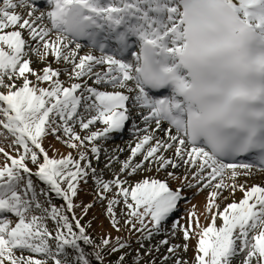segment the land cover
Returning <instances> with one entry per match:
<instances>
[{"label": "snow or ice", "instance_id": "6c2138e0", "mask_svg": "<svg viewBox=\"0 0 264 264\" xmlns=\"http://www.w3.org/2000/svg\"><path fill=\"white\" fill-rule=\"evenodd\" d=\"M41 6L48 10L40 11ZM17 8L27 9V16ZM105 31L116 41L114 51L121 56L132 47L130 37L136 38L138 50L131 51L132 59L107 53L103 41L109 36L98 39ZM83 38L102 54L81 56L83 46L78 41ZM32 53L45 63L42 70L31 67ZM49 56L73 64L70 79L92 74L99 84L107 77L113 88L128 89L134 95L85 85L99 103L89 105L95 115L79 120L80 127L89 131L82 137L70 123L79 115L83 97L75 93L82 85L64 86L58 78L60 70L47 61ZM97 65H107L103 77L93 72ZM43 82H49L48 86H41ZM0 89V128L11 135V146L18 153L14 156L0 147L5 158L0 165V264H70L65 255L69 248L75 264H91L79 241H93L80 219L73 215V223L66 214L77 207L73 199L79 182L91 168L84 149L90 142L91 153L99 159L101 149L95 142L121 132L135 109L155 129L143 130L145 134L131 147L113 179L96 177L102 189L99 199L117 189L106 209L113 228L120 230L114 206L122 202L124 224L143 232L145 219L150 218V237L177 209L183 187L207 188L211 191L205 210L211 223L194 231L200 224L193 212L183 232L185 240L193 235L198 239L196 264H235L237 260L264 264V186L247 188L236 182L253 169L252 158L264 169V0H45L43 5L39 0H0ZM129 100L131 108L126 106ZM97 122L105 127L90 131ZM157 131L165 136L157 138ZM61 132L68 137L63 143L77 149L79 159L71 153L60 159L49 156L43 138L51 134L60 140ZM85 160L87 164L82 163ZM29 161L37 166L35 173ZM177 161L194 169L191 180L188 175L168 173L181 180L177 189L156 178L125 187L128 182L120 175L130 174L129 169L134 174L146 165L157 170L177 168ZM92 173L95 177L96 170ZM32 175L46 182L66 204L41 203ZM237 188L243 198L221 211L217 201L223 192L234 194ZM91 206H84L85 213ZM49 219L56 222L55 233L48 227ZM217 220L222 221L220 226ZM111 243L110 235L101 239L104 248ZM125 247L116 237L111 252ZM176 247L169 248V253L174 254ZM124 259L121 255L119 264ZM175 264L184 261L177 259Z\"/></svg>", "mask_w": 264, "mask_h": 264}, {"label": "rangeland", "instance_id": "374dc122", "mask_svg": "<svg viewBox=\"0 0 264 264\" xmlns=\"http://www.w3.org/2000/svg\"><path fill=\"white\" fill-rule=\"evenodd\" d=\"M16 11L19 13V9L17 8ZM27 9L24 10L23 15L25 17L27 16ZM39 14V13H37ZM47 23V21H45ZM54 35V34H53ZM91 53L97 57H99L102 53L96 52L93 49L82 47L80 50V55L83 56L85 54ZM32 60L34 61L32 64L34 66L38 65V58L36 57L35 53L31 54ZM63 61V60H62ZM42 69L45 67V63L41 64ZM104 65H97L93 68L94 73H100L103 77V73L107 71L103 70L102 68ZM106 68V67H104ZM56 69V68H54ZM73 64L69 63L68 66H62L61 68H58L57 70H60L61 73H66L70 75L72 73ZM63 76V75H62ZM33 81L35 80V77H30ZM60 79V78H59ZM96 76L92 74L85 75L81 78H79V81H82L81 84L83 86L91 87V85L95 84ZM49 82H44L43 87H47ZM64 86H70V85H64ZM93 87V86H92ZM95 87V86H94ZM98 91H121L118 88H113V86H110L108 88H96ZM0 91H3V89H0ZM85 92L82 96L80 107H78V116L71 121L70 123H79V120L81 118L88 119L92 115H95L96 112H92L89 108V105L98 104L99 101L95 99L94 96H92L90 93L86 91V88L83 89ZM81 92V90L79 91ZM78 91L75 93V95L79 96ZM124 92V91H123ZM126 106L129 108L132 107V105L128 102H126ZM138 111V117L132 120L135 121H129L126 122L125 128L121 131L127 132V138L131 141V146L127 150L126 158L125 157H116V155H113L111 159L109 158L110 155H106V162L102 165H98L97 167H92L88 169V172L91 173L90 177L83 178L82 184H79L78 186V194L73 199L74 204L77 206L73 212L66 213L70 220L74 223V218H79L81 225L85 228L86 234L91 237L93 243H84L83 241H79L81 247L84 249L85 254L87 255L88 259L92 262H97L99 264H119V257L123 255L125 257L124 264H175V261L177 259L184 261V264H196V255L198 251V239L195 235L191 236L190 239L185 240L183 232L186 225L189 224V215L190 213H195V215L199 218V224L200 227L196 228L194 227V231L199 232L200 228L206 227L211 223V215L205 210V206L207 203V197L208 193L211 191V189H204L200 190L197 187H183L182 196L183 199L179 202L177 209L169 215V217L162 222L160 228L158 231H152L151 236H148V230L153 229V225L149 219H145V225L147 226L145 231H134L131 230L129 225L124 224V219L126 217V213L124 211V204L121 202L118 205L114 206V211L116 212V219L120 221V230L117 231L115 228H113L111 223V218L109 217L106 209L108 200L112 199L117 194V189L115 187L112 188L110 192L105 193L106 199H99L98 194L102 191L101 187L96 182V177H99L101 180H111L113 179L116 174L119 172V170L116 171V173H113L116 168L121 167L122 162L126 160L130 156V149L131 147L135 146V143L138 141L140 136L145 134L143 132V129L140 133L136 131L135 128H137V123L144 122L143 119L139 116ZM134 118V117H132ZM104 124L100 123L96 126H91L90 131H100L104 128ZM151 128V127H150ZM147 128L149 130L155 129L153 128ZM74 130L79 133L82 137L84 136L81 134L76 128ZM87 135L89 134V131H87ZM51 135V134H50ZM157 138L164 137L165 133L161 131L159 134L156 135ZM125 138V136L123 137ZM121 138V139H123ZM68 139L67 136H64L61 138V140H56V142L53 144L54 146H62L59 147L58 152L60 153L57 159H60L62 156H67L69 150L75 152L73 154V157L78 159V150L72 149L67 147L63 141ZM11 140L12 137L9 133H7L5 130L0 128V147L4 148L7 152H10L12 155H18V153L15 151V149L11 146ZM49 139L46 138V140H43V146H49L48 150L49 153L52 151H55V148L50 146ZM120 140V139H119ZM112 141L107 146V149H101L102 154L108 153L109 151H112L114 147H118L120 142L123 141ZM71 151V152H72ZM101 154V152H100ZM168 156H172L171 153H167ZM52 157L51 155H49ZM117 162H112L113 159H118ZM141 158L137 157L136 160L139 161ZM88 160L91 161V164H94L93 161H96L97 158L94 154L88 155ZM88 160H85L88 161ZM5 162V158L2 154H0V165H3ZM84 162V161H83ZM179 164V167L172 168L168 167L165 169H160L159 171L162 172V179L160 180H166L165 175L169 172L175 173V176L177 177H183L184 175H188L189 180H191V172L194 170L191 167H188L186 164L183 163V161H177ZM107 166V167H106ZM152 167L153 165H146L147 167ZM28 167L32 169V172L35 173L37 170V166L32 164L30 161L28 162ZM155 167V166H153ZM105 168V169H104ZM156 168V167H155ZM92 169L96 170V176H93ZM157 169V168H156ZM258 168L256 166L253 167L251 170H257ZM144 170V169H141ZM129 171H131L129 169ZM264 172V171H261ZM27 178V174H24ZM125 177L124 175L122 178ZM31 179L33 180L34 186L36 188L37 196L41 203H43L45 206H48L49 204H55L57 206L63 207L66 204V201L63 200L61 196L56 195L55 192L50 190V186L44 182L41 181L37 176L32 175ZM128 183L125 184V187H128L129 185H134L136 182L142 181L141 178L133 179L132 177L129 178H123ZM238 184H244L245 187L250 188L253 186V182H255L254 185H261L264 186V178H259L255 175L252 176H245L240 175L237 177ZM169 186L172 189H177L181 187V180H177L174 177H170V179L167 181ZM80 183V182H79ZM193 183H195L193 181ZM62 187H67L66 184H62ZM43 190V191H41ZM21 191H23V182L21 183ZM225 192V191H224ZM227 194H224L220 197V199L217 201L222 211L224 207L227 206V204L232 203L233 201H239L243 198V192L237 188L234 194H231L230 196H226ZM230 195V194H229ZM238 197L237 199L232 198ZM224 197H227L225 199ZM122 201V197H118ZM91 204V208H88L86 213L84 211V206ZM78 209V210H77ZM215 211V209L213 210ZM37 215L40 214L39 211L36 212ZM9 218H11L13 221H15L14 214H8ZM177 223V224H176ZM194 225V221L192 222ZM49 229L55 233L56 231V222L49 219L47 221ZM222 224V221L217 224V226H220ZM136 227L140 228V224L136 222ZM76 230V229H74ZM78 231V230H77ZM106 235H110L112 237V243L108 248H104L101 246V239L105 237ZM116 237H120L121 241L124 242L127 247H125L123 250L118 252H111V246L116 245ZM162 241H167L168 243H162ZM53 247H55V241H51ZM187 244V249L185 250L184 245ZM178 246L175 249V253H169L168 249L173 246ZM19 254V253H18ZM25 255H27V252H25ZM66 256H68L70 260V264H75L74 260V254H72V250L69 248L67 252L65 253ZM97 255H99L100 259H97ZM164 257H168L167 260L164 259ZM42 258V257H40ZM63 258V257H62ZM240 259H243V257H240ZM49 264H51V261H49ZM235 264H239V260L235 262Z\"/></svg>", "mask_w": 264, "mask_h": 264}, {"label": "bare ground", "instance_id": "6f19581e", "mask_svg": "<svg viewBox=\"0 0 264 264\" xmlns=\"http://www.w3.org/2000/svg\"><path fill=\"white\" fill-rule=\"evenodd\" d=\"M19 9V13H21V14H23L24 13V8H18ZM124 54L125 53H123V56H124ZM118 56V58H122V56H120V54H118L117 55ZM47 61L51 64V67L54 69V68H56V69H58V68H61L62 66H68L69 65V63L70 62H65V61H62V60H60L59 62H57V61H54L53 59H52V57L51 56H49L48 58H47ZM42 63H44V62H40L39 60H38V65L37 66H34L33 64L31 65V67L32 68H34L36 71H40V70H42V66H41V64ZM104 67H106V68H104ZM104 67L102 68L103 70H106L107 69V65H104ZM63 75V76H62ZM70 77V75H68V74H66V73H61L60 72V76L58 77V78H60V80L63 82V84L64 85H71L72 83H82V81H79V79H76V78H72V79H70L69 78ZM55 79V78H54ZM103 79H104V83H97V77H96V79H95V84L94 85H91V87L93 86H95V88H97L98 87V89H100V88H108V87H110V86H112L110 83H107V77H103ZM82 85V88L81 89H78L77 91L79 92L80 90H81V92H79L80 94H79V96H83L84 95V91H83V89H85V87L83 86V84H81ZM41 86H44V82L43 83H41ZM119 89V88H118ZM121 91H124V93L126 94V95H130V96H132V95H134V93H130L129 91H128V89H120ZM128 103H130L131 105L133 104V101L132 100H129V101H127ZM80 107V106H79ZM92 112H96L95 111V109L93 108L92 110H91ZM138 111H140L139 109H135V110H133L132 111V115H131V121H135V120H132V119H135V118H137L138 117ZM132 117H134V118H132ZM129 120V121H130ZM128 121V122H129ZM57 123H62L61 121H59V120H57ZM101 122H97L96 124H94V125H92V127L93 126H96V125H98V124H100ZM72 127L73 128H76L81 134H83L84 136L85 135H87V131L86 130H84V129H82L81 127H80V124L79 123H77V122H75V123H72ZM105 127V126H104ZM154 128L155 127V125H154V123H149V124H145L144 122H140V123H137V128H135L136 129V131H137V129H140V131L138 132V133H140L144 128ZM150 128V129H151ZM161 131H157L155 134L157 135V134H159ZM60 136H61V138H63L64 136H66L65 134H63V132H61L60 133ZM125 136V138H123ZM128 136H127V132L126 131H123V132H117V133H112V134H110L107 138H102V139H99V140H97L95 143L100 147V149H107L108 148V144L109 143H111L112 141H114V142H116V141H118L119 139V141H123V142H120V144H119V146L118 147H114V149L112 150V151H109L108 153L106 152L105 154H102V150H101V154H100V156H99V159H97L96 161H93V163L94 164H91V166L92 167H97L98 165H101V167H102V165L106 162V155H110V157L109 158H111L113 155H116V157H125L126 158V154H127V150L130 148V146H131V141H130V139L129 138H127ZM46 138H48L49 140V142H50V146H52V147H54L55 148V151L53 152H51V153H49V151H48V154L49 155H51L52 156V158H55V159H57L58 158V156H59V152H58V149H59V147H62V146H54L53 144L56 142V136L55 135H47L45 138H43V140H46ZM121 138H123V139H121ZM61 140V139H60ZM43 142V141H42ZM91 143L89 142V143H87V147L84 149L85 151H87L88 152V155H90L91 154V151H90V148H91ZM48 147L49 146H44V148L46 149V150H48ZM118 149L119 150H122V151H118ZM72 151V150H71ZM70 150H69V152H68V154L69 153H71L72 154V156H73V154H75V152H71ZM168 153H171V151H169ZM79 159V158H78ZM119 160V158L118 159H113V161L112 162H117ZM82 163H84V164H87L88 163V161H84V162H82ZM188 167H190L189 165H187ZM107 167V166H106ZM105 169V168H104ZM120 169V167L118 168H116V170L113 172V173H116V171L117 170H119ZM260 170V169H259ZM128 172L130 173V174H128V175H125V174H123V173H121L120 175L121 176H125V177H123V178H127V176L129 177V178H133V179H138V178H141L142 180L143 179H145V178H156V179H162L163 177H161L162 176V172H160L159 170H157L155 167H147V168H145L144 170H139V171H137L136 173H134V174H132L131 173V171H129L128 170ZM91 173H89L88 172V176L87 177H85V178H88V177H90L91 175H90ZM252 175H255V176H257V177H259L260 179L261 178H264V172H261V170L260 171H256V170H250V173L248 174V176H252ZM165 178H166V181H168L169 179H170V176L168 175V174H166L165 175ZM236 182H239V180H236ZM79 184H82V180L80 181V183ZM255 184V182H253V185ZM79 186V185H78ZM224 194H227L226 196H230L231 197V194L229 193V190H225V192H223V194L222 195H224ZM230 194V195H229ZM232 198H234V199H237L238 197H236V195H234V197L232 196ZM78 210V209H77ZM87 211H89V210H87ZM169 217V216H168ZM220 222V220H217V224ZM177 224V223H176Z\"/></svg>", "mask_w": 264, "mask_h": 264}, {"label": "trees", "instance_id": "16d2710c", "mask_svg": "<svg viewBox=\"0 0 264 264\" xmlns=\"http://www.w3.org/2000/svg\"><path fill=\"white\" fill-rule=\"evenodd\" d=\"M91 264H99V263L92 261Z\"/></svg>", "mask_w": 264, "mask_h": 264}]
</instances>
